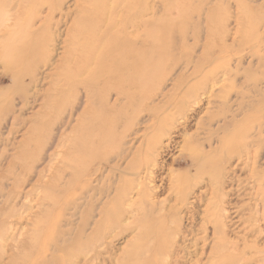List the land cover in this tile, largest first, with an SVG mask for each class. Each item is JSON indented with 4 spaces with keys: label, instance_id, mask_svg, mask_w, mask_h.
<instances>
[{
    "label": "rangeland",
    "instance_id": "1",
    "mask_svg": "<svg viewBox=\"0 0 264 264\" xmlns=\"http://www.w3.org/2000/svg\"><path fill=\"white\" fill-rule=\"evenodd\" d=\"M6 2L10 4L9 17H3L0 11V194L8 189L9 192L17 190L12 183L14 178L21 174L19 168L23 164L21 159H26L25 165L36 169V172L46 171L47 176L44 180L48 184H52L51 178L55 176L62 179V184L59 181L52 190L39 188L35 191L33 199L28 198L27 192H20L22 199L19 200L18 205L3 202L4 198L0 195V201L2 200L0 204V264H23L22 259L28 260L24 264L28 262L31 264V261H35L37 257L44 254L42 245L48 241L38 240L35 244L34 234L40 235L44 232L43 223H51L61 218L59 215L68 217L64 206L76 191L68 190L64 185L67 180H70V173L71 178L74 176L71 168L65 167L62 163H66L63 155L70 151L71 141L75 139L84 143L85 146L82 148L89 151L87 158L84 156L80 163L73 165L76 170L81 171L89 167L92 169L94 168L92 165L99 163L104 157L113 160L107 165L108 169L105 174L110 175V167L115 169V173L111 174L114 177H110V180L105 182L113 185V192L110 199L104 200L103 203L112 201L123 192L126 200L129 198L136 202L139 198L138 189H133L131 192L121 190V181H123L121 175H125L127 179L134 177L136 183L152 189L158 205L163 204L164 216L169 220L168 226L171 230L178 228L180 231V245L183 242V245L190 244L188 239L184 238L185 236L190 235L189 239L193 236H196L195 239L203 237L208 220H212L217 212L215 205L221 201L219 199L217 202V198L219 195L221 197L222 192L219 186L210 182L209 174L198 172L196 167H190L182 162L185 154H188L187 147L196 145L193 142L194 137L201 135L203 138H208L209 135H203L207 132L204 128L217 129V122L222 117L223 111L218 104L209 105L205 97L202 101V98H199L201 102L195 106L194 103L198 100L187 99L184 92L188 86L197 91L199 81L206 76L214 75L217 70L219 71L217 76L219 84L214 89L216 95H218L217 92L225 91V89L227 91L223 94L227 96L233 92L230 98L227 96L224 99L215 98L220 102L226 99L229 101L231 111L228 118L232 119L233 115L238 120L246 118L248 119L247 127L250 125L255 127L259 123L253 122L252 119L255 115H259L264 124L263 113L258 112V108L248 107L252 104V100H255L253 103L260 102L261 98L264 101L262 95L253 94L250 90L251 84L253 85L251 75L257 79L262 77L260 70H257L259 59L253 54L258 52L264 57V0H158L157 6L159 3L161 6L158 8L160 12L156 18L163 17V20L160 21L158 26L160 29H157L155 35L161 44L156 46V56L151 58L153 66L150 67V80L146 84H140V88L139 84H136L135 89L132 90L138 106L133 105L134 100H123L121 106L112 114L106 112L108 98L104 93L99 92L95 98L90 100L91 104L88 106V99L84 94H79L78 89L68 88L61 82V79L59 83L57 82L54 75L58 71V61L65 55L62 43L57 45L54 51L47 48L40 51L39 54L44 58L45 63L31 53L29 58V53L24 50V47L12 46L11 52L9 47L8 51L3 48L5 39L12 37L14 33L12 29L15 26L25 24L32 14L36 13L34 29L40 31L47 15L51 13V8L48 6L33 7L32 3L19 0H7ZM4 4L5 1L0 3V10H3V6L6 5ZM78 4L87 7L89 0H66L63 2V9L64 11L74 10ZM58 18L59 15L56 19ZM5 19L6 23H4ZM71 23L72 21L68 22L62 31H67ZM40 33L42 34L41 31ZM207 50H212L213 56L211 61L209 60L205 65L202 63L203 68L196 79L193 68L188 72L184 69L189 63L187 59L191 58L198 63L205 59L203 56ZM23 56L28 58L24 60H29L31 65L25 69L18 66V70L24 74L31 73L32 77L36 75L37 83L28 85L29 77L24 78L25 85L13 83L5 62ZM40 56L39 59H41ZM236 71H238L237 74ZM246 71L250 73L246 74ZM178 79H183L185 85L177 90L174 84ZM212 84V82L208 83L210 86ZM260 89L264 90V85H261ZM24 91L30 95L33 94L35 98L29 104L23 105L18 100V95ZM238 92L245 93V100L237 99ZM109 99L112 103L114 96ZM235 101L243 103L241 110ZM263 101L261 103L264 105ZM14 113L20 119L19 124L15 126L12 125ZM211 117L215 122L210 126L207 122ZM82 118L91 119L85 121ZM63 122L67 124L61 128ZM78 129L81 133H86L87 137L81 138L80 134L75 131ZM223 135L226 137L227 134ZM223 135L219 134V138ZM262 136L264 137V133ZM63 138L66 144H63ZM210 140L214 144L213 149L220 146L217 137H212ZM120 143L127 146H125V153L122 154L124 159L119 161L115 158L119 154ZM148 143L149 148L146 147ZM25 146L29 149L28 154L22 153L26 149ZM209 149L208 145H205L204 150ZM250 149L253 155L255 152L260 153L259 170H264V144ZM4 152H6V157L1 158ZM46 154L47 156L57 155L56 160L51 162L48 157H44ZM243 159L246 161L245 156ZM134 161L139 167L129 170ZM230 162L234 169L238 164V159ZM14 164L17 167L12 174L10 169ZM50 165L54 169L48 171ZM250 166L249 169L245 167L243 171H238V181H228L226 178L229 175H226V183L222 184L221 179L219 182L223 185V192L231 193L226 200L229 205L225 204L229 218L226 220L224 217L223 219L224 222H228L230 241L238 244L241 251L248 245L257 248L258 251L247 249L244 257L249 260L251 258L259 260L264 256L262 255L264 253V210L262 208L264 195L261 187L254 184L256 178L251 177L250 168L252 166ZM186 173L189 175H187L185 189L178 192L176 179ZM35 176L36 173L31 175L30 180L34 181ZM64 189H67V192ZM62 191L64 192L61 194ZM45 196L52 197V200H48L46 205L40 204V199ZM48 204L53 205L52 210L48 209ZM25 205H29L31 209H26ZM242 206L253 212L245 216L250 212L245 209L241 211L239 207ZM122 211L124 214L118 212V215H115L116 219H119L117 229L109 228L104 232L107 234L104 235L103 242L107 244V247L104 249L100 264H134V261L129 259L128 252L137 243L142 242V237L133 223L134 219L128 207L123 206ZM9 215L16 216L8 220ZM250 216L260 221L255 222L254 220L253 223L245 225L244 221ZM96 219L109 222L108 217L105 219L97 215ZM107 226L108 223L104 225V230ZM95 227L92 225L85 237L92 235ZM38 229L43 231L39 233ZM72 230L74 232V228ZM210 230L209 228V233ZM45 231L47 236L51 237L49 230L45 229ZM79 244L77 239L71 241L72 254L76 253L75 249ZM28 245H37V249L27 250ZM51 253H55V258L61 255L55 252V249L50 251ZM205 262L206 258L203 263ZM83 264H93V262L84 261Z\"/></svg>",
    "mask_w": 264,
    "mask_h": 264
},
{
    "label": "bare ground",
    "instance_id": "2",
    "mask_svg": "<svg viewBox=\"0 0 264 264\" xmlns=\"http://www.w3.org/2000/svg\"><path fill=\"white\" fill-rule=\"evenodd\" d=\"M0 1H5L6 4H4L3 10H0L1 15L8 18L11 13L10 4L6 2L7 0ZM19 1L25 3L30 2L33 7L37 5L41 8L48 6L51 8V13L47 15V19L44 24H42L43 26L40 29L42 34L39 30L34 29V25H36V13H33L32 17L29 18L25 24H18L15 26L16 28L14 27L12 29L14 32L12 37L5 39V45L3 46L5 50L8 51L9 47L11 52L12 46L24 47V50H27L29 53V58L31 53L36 55L34 57L38 58V60L45 63L44 58L39 54L40 51L44 48L54 51L57 45L62 43L65 55L58 61V71H56L54 75L58 83L61 79V82L68 88L78 89V93L84 94L85 98L88 99V106L91 104L90 100L95 98L99 92L104 93L106 98H108L106 112L109 114L114 113L121 106L123 100H134L135 102L133 101V105L138 106V102L135 100V95L132 90L135 89L136 84H139L140 88V84L149 82L151 77L150 67L153 66V64H151V58H154L157 54L155 52L156 46L161 44L160 41L156 39L157 37L155 35L157 29H160L158 27L160 21L163 20V17L156 18L160 12L158 8L161 6L160 3L157 6L158 0H89V5L87 7H84L83 4H78L74 10L67 11L63 9V2L66 0ZM38 13H40V11ZM58 15L59 18L56 19ZM70 21H72L71 26L67 28V31L63 32L62 28L66 27ZM4 23H6V19ZM62 33L64 34L62 35ZM64 35L65 37L63 38ZM153 46L155 47L154 49ZM211 51L212 50H207L205 56H203L205 59L200 60L198 63L193 59L191 60V58L187 59L189 63L184 69H187L188 72L193 68L196 79H198L197 76L203 68L202 63L205 65L209 60L211 61V57L213 56ZM39 56L41 59H39ZM253 56L259 59V69L257 70H260L259 72L262 73V77L257 79L254 75H251L253 85L251 84L252 87L250 90L253 94L259 93L264 99V90L261 91L260 89V86L264 85V57L260 56L258 52H255ZM24 59L28 58L23 56L22 58L5 62L6 69L9 71L13 83L25 85L24 78L26 77L30 78L28 85L37 83L36 75L32 77L31 73L26 72V74H24L21 70H18V66L23 67V69L30 67L31 64L29 60L25 61ZM237 73L238 71H236V74ZM245 73L249 74L250 71H246ZM218 75L219 71L217 72L216 70L214 75L209 77L206 76L199 81V89L197 91L190 89L191 87H187L186 85L185 87L187 88L184 92V96L187 97V99L198 100L194 103L195 106L199 105L203 97H205L209 105L218 104L223 111L222 117L218 119L217 129L215 130L211 127H207L208 129L204 128V131L208 133L204 132L203 135H209L208 138H203L201 135L194 137L193 142L196 145L187 147L188 154H185L182 162L190 167H196L198 172L201 171L202 173L209 174L211 176L210 182L219 186L222 192L221 197L219 195L217 198V202L219 199H221V201L215 205L217 212L212 220H208L204 236L200 239H195L196 236L190 239V235L185 236L184 238H187L190 244L183 245V242V244L181 243L180 245V231L178 228L171 230L168 226L169 220L164 216L163 204L158 205L154 199V192H152V189L145 188L144 186L142 187L141 183H136L133 174H131L133 177L131 179H127L125 175H121V178H123V181H121V190L123 189L131 192L133 189H138L139 198L136 202H133L129 198L126 200L122 190L123 193L106 203L107 205L103 203L104 200L110 199L113 192V185L105 183L107 180H110V177H114L111 175L115 173V169L112 167H110V171L108 170L110 175H105L108 169L107 165L111 164L113 160L104 157L99 163L93 164L92 166L94 168L92 169H89V167L81 171L76 170L73 165L80 163L84 156L87 158L89 151L88 149L85 150L82 148V146H85L84 143L75 139L71 141L70 151L63 155V160L66 161V163H62L65 167L71 168L72 175L74 176L71 178L70 173V180H67L64 185L67 186L68 190L76 191L64 206V210L67 211L68 217L59 215L61 218L51 223L42 224L44 227V232L42 234H34L36 239L35 244L38 240L48 241L42 245V252L44 254L37 257L35 261H31V264H83L84 261L100 264L104 249L107 247V244L103 242L104 235L107 234L104 232L109 228L117 229L119 219H116L115 215H118V212L124 214L122 211L123 206H127L131 211L134 219L133 223L139 229V235L142 237V242L140 244L137 243L136 246L128 252V257L130 260L134 261V264H264V256L259 260L253 258L249 260L244 257L247 249L258 251L257 248L248 245L241 251L238 244L230 241L228 236V222H224L223 219L224 217L226 220L229 218L225 204H228L226 200L231 193L227 194L223 192V185H220L219 182L220 179L222 184H225L226 180L231 182L238 181V171H243L245 167L249 169L251 165V177L254 179L256 178L254 184L257 187H261V192L264 195V170H259L260 153L255 152V155H253V151L250 149L254 146L258 147L260 144H264V137L262 136L264 133L263 119L259 117V115H255L252 120L255 123H259V125L255 127L251 125L247 127L248 119L246 118L238 120L233 115L232 119H229L228 116L231 111L229 101L227 99L223 102L215 100V98L224 99L227 96V94H223L227 91L226 89L225 91L221 90L217 92L218 95H216L214 89L217 84H219ZM211 82L213 84L211 86L208 85V83ZM184 85L185 81L183 79H178L175 81L174 88L178 90ZM232 93L233 92L229 93L227 98H230ZM111 96H114V101H112V103L110 101L111 99H109ZM250 96L251 95H249V97ZM236 97L237 99L245 100L246 95L245 93L238 92ZM34 98L33 94L30 95L25 91L18 95V100L23 105L29 104ZM199 98H202L201 101ZM253 101L255 100H252V104H249L248 107L252 109L258 108V112L261 111L264 116V105L261 103V101H263L262 98L260 102L253 103ZM235 103L237 107H239V110L243 108V103L241 101H235ZM203 112H205V110ZM12 118V125H18L20 121L19 116L14 113ZM82 119L90 121L91 118ZM213 122H215V120L211 117L210 121L207 123L211 126ZM66 124L67 123L63 122L61 128ZM115 124L118 123L115 122ZM204 125L207 126L206 124ZM75 131L80 134L81 138H84V136L87 137V135H85L86 133H81L80 129ZM219 134L227 135L226 137L223 135L222 138H219ZM212 137H217V141H220V146L214 149V144H212L210 140ZM62 141L63 144H66L64 138ZM201 141L203 142L201 143ZM59 143L60 141L58 144ZM205 145H208V148H210L208 151L204 150ZM125 146L127 145L121 144L120 151L118 152L119 154L116 156L115 160L120 161L124 159L122 154L125 153ZM149 146L148 143L146 147L149 148ZM25 147L26 149L22 153L28 154L29 149L27 146ZM47 154L46 156L44 155L45 158L48 157L51 162L56 160L57 155L49 154L47 156ZM243 156L246 157V161L243 159ZM2 157H6V152L3 153L1 158ZM26 158H28V156ZM236 158L238 159V164L232 169L230 161ZM21 160L23 162V164L19 166L21 174L17 175L12 183L17 190H11V192H9L8 189L2 192L0 195L4 198L3 202L18 205L19 200L22 199V193L20 192H27L28 198L33 199L35 198V191L39 188H43V190H52L59 181L62 184V179H58L57 176L54 178L51 176L52 184H48V182L44 180L45 176H47L46 171L36 172V169L25 165L26 159ZM137 165L136 161L132 162L129 170L133 167H135L134 169L138 168L139 166ZM227 165L229 166L227 167ZM16 167L17 165L14 164L10 169V173L12 172V174H14ZM52 168L54 169V167L50 165L48 171ZM35 173L36 179L31 181L30 177ZM149 174L151 175L152 173ZM187 175H189V173L177 177L176 184L178 186V192L185 189ZM226 175L229 176L225 180ZM230 176L232 178H230ZM254 188L256 187L254 186ZM67 189L64 190L66 191ZM63 192L64 191H62L61 194ZM131 194L132 193H130V195ZM36 196L38 197L37 194ZM48 200H52V197L48 198L45 196L40 199V204L46 205ZM1 203L2 200L0 201V204ZM109 204L110 206L108 207ZM262 205L264 210V201ZM24 207L29 210L31 209L29 205H25ZM134 208H136V210H134ZM48 209L52 210L53 205L48 204ZM239 209L241 211L245 209L250 212L245 214V216L253 212V210L245 208V206L239 207ZM10 210H12V208ZM141 212L142 214H140ZM9 213H11V211H9ZM138 213L139 216H137ZM45 214L44 212V215ZM97 215L105 219L108 217L109 222L103 221V219L97 221ZM14 216L16 215L8 217V220ZM167 217L170 218L169 216ZM254 220H256L255 222L260 221L256 217L250 216L244 221V224L253 223L252 221ZM106 223H108V226L107 229L104 230V225ZM176 223H178V221H176ZM92 225L96 226L94 233L85 237V234L91 229ZM72 228H74V232ZM209 228L211 229L210 233L208 231ZM45 229L49 230L51 237L47 236ZM42 231V229H38L39 233ZM75 239H77L80 244L79 246L77 245L75 249L76 253L72 254L71 241L73 242ZM28 249L36 250L37 245H28L27 250ZM53 249H55V252L58 254L61 253V255L55 258V253L50 254V251H53ZM47 253H49V255ZM262 255H264V253ZM48 256L51 258L48 259ZM204 258H206L205 263H203ZM22 261L25 263L28 260L22 259ZM27 264H30V262Z\"/></svg>",
    "mask_w": 264,
    "mask_h": 264
}]
</instances>
